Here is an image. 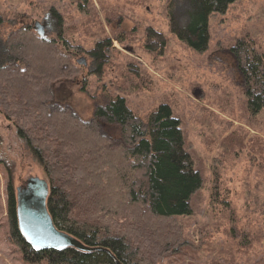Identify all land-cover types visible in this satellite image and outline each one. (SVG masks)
<instances>
[{"label": "rangeland", "instance_id": "1", "mask_svg": "<svg viewBox=\"0 0 264 264\" xmlns=\"http://www.w3.org/2000/svg\"><path fill=\"white\" fill-rule=\"evenodd\" d=\"M185 9L179 0H0V51L7 52L13 31L39 21L61 50V39L81 48L71 49L80 75L53 86L49 111L69 110L90 122L98 106L123 97L142 120L163 104L181 120L203 179L192 214L172 222L165 246L142 237L121 216L104 219L139 247L146 264H264V109L248 111L246 79L232 53L242 40L264 55V0H238L212 14L204 53L172 32L173 13ZM150 29L162 34L164 48L149 47L156 40ZM104 39L113 46L99 76L89 52ZM81 58L86 66L77 62ZM98 122L111 145L122 142L119 126ZM0 139V264H31L11 239L8 187L12 181L17 190L31 177L49 184V178L1 108Z\"/></svg>", "mask_w": 264, "mask_h": 264}, {"label": "trees", "instance_id": "2", "mask_svg": "<svg viewBox=\"0 0 264 264\" xmlns=\"http://www.w3.org/2000/svg\"><path fill=\"white\" fill-rule=\"evenodd\" d=\"M236 1L179 0L186 9L178 16V11L173 13L172 32L204 53L210 45L211 15L225 13ZM55 15L61 20L59 13ZM152 37L156 40L151 49L165 47L162 34L150 29ZM61 40L65 51L58 40L42 38L32 26L9 35L7 52L0 51V108L49 178L47 207L56 227L95 250L34 249L20 230L12 181L8 187L11 239L31 264H146L139 247L122 232L113 231L104 219L121 216L142 237L165 246L167 241L162 240L175 231L177 218L192 214L191 199L202 188L203 179L186 148L181 120L169 104L142 120L123 97L98 106L90 122L69 110L49 111L53 86L81 72L71 51L81 48ZM112 46L110 39H104L89 52L93 72L99 76ZM232 53L246 79L247 109L257 115L264 109V55L242 40ZM99 120L120 127V144L111 145V137L99 130Z\"/></svg>", "mask_w": 264, "mask_h": 264}, {"label": "water", "instance_id": "3", "mask_svg": "<svg viewBox=\"0 0 264 264\" xmlns=\"http://www.w3.org/2000/svg\"><path fill=\"white\" fill-rule=\"evenodd\" d=\"M34 29L42 38L47 37L41 22L37 21ZM77 62L86 66L84 58ZM16 191L20 230L34 249L63 250L76 246L85 251L95 250L82 245L77 239L56 227L47 207L50 188L46 180L31 177L25 186L18 187Z\"/></svg>", "mask_w": 264, "mask_h": 264}, {"label": "flooded vegetation", "instance_id": "4", "mask_svg": "<svg viewBox=\"0 0 264 264\" xmlns=\"http://www.w3.org/2000/svg\"><path fill=\"white\" fill-rule=\"evenodd\" d=\"M25 186V185H24ZM17 212H18V199H17Z\"/></svg>", "mask_w": 264, "mask_h": 264}]
</instances>
